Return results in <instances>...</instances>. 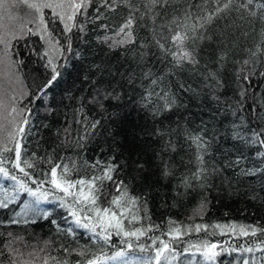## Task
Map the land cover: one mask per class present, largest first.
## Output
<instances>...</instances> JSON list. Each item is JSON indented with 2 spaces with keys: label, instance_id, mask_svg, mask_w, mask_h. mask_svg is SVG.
I'll list each match as a JSON object with an SVG mask.
<instances>
[{
  "label": "trees",
  "instance_id": "obj_1",
  "mask_svg": "<svg viewBox=\"0 0 264 264\" xmlns=\"http://www.w3.org/2000/svg\"><path fill=\"white\" fill-rule=\"evenodd\" d=\"M199 2L169 0L165 7L158 5L141 19L145 12L142 0H131L134 7L140 8L135 13L136 43L110 48L102 38L119 28L129 8L117 0L115 11L100 8L102 18L95 20V10L99 7L96 0L88 9V22L77 17L79 23L85 24L84 31L74 28L66 34L72 51H65L56 61L61 75L47 89V96L38 100L35 97L39 95V87L50 79L44 55L48 46L40 39L35 13L22 0H4L5 6L0 8V35L7 34L11 44L7 55L0 44V139L7 140L13 130L10 122L13 119L18 122L21 119L18 113L25 110L23 114L29 118L31 134L21 141L22 159L34 162L35 167L26 170L33 180H45L41 191L47 193L42 206L38 205L40 210L29 213L34 200L28 192L15 181L0 176L4 179L0 181V200L7 203V207H0V250L12 240V247L19 250V254H14L18 264H58L65 260L68 264H84L93 254L112 256L125 249L127 257L103 262L119 264L120 259L134 260L151 254L128 249L115 233L107 245L93 241L87 229L75 224L69 207L71 197L67 198L66 206L58 199L63 193L50 184L51 167L67 165L69 179H87L98 172L90 167L97 159L118 165L114 180L124 181L131 196L146 202V216L150 219L145 218L141 223L145 227L153 225L150 236L167 233L169 222L183 225L187 230L186 235L174 242L181 253L174 264H183L193 254L196 257L193 264H243L244 260L251 262L253 257L258 264H264L260 261L264 255L261 251L242 250L249 246L256 249L259 233L257 237L239 235L240 226L264 228V158L256 155L255 146L234 138L238 132L264 127V76L259 75L264 71V20L260 19L264 10L253 5L256 16L244 10H232L197 28L196 34L204 39L187 40L185 48L193 51L198 63L177 67L156 41L175 51L170 40L161 39L162 36L170 37L173 31L194 35L191 26L200 22L187 14L195 13ZM43 12L48 27L66 47L68 41L62 35V25L53 21L51 9ZM102 24L108 25V29L102 28ZM13 32L15 39L11 36ZM245 60L249 61L247 65ZM253 71L256 75H251ZM209 72L215 73L214 80L205 79ZM146 73H150L147 78ZM244 75L249 76L250 86L242 80ZM160 77L163 80L155 86V91L169 92L177 104L171 111L153 116L138 101L145 89L153 87L151 80ZM93 81L108 90L114 87L122 100L105 101L107 111L101 112L88 102ZM244 89L247 91L242 98L239 93ZM13 108L17 111L13 112ZM81 108L83 112L79 111ZM85 116L90 121L100 120L101 124L93 135L80 140L85 135V125L76 121ZM25 127L27 131L29 126ZM65 129H69L68 133ZM190 134L202 135L201 148L186 138ZM169 141L175 151L165 148ZM197 156L203 157V163L197 161ZM164 163L170 166L172 175H162ZM3 166L11 169L18 180L37 188L23 173L12 169L11 163ZM57 171L60 173L62 168ZM184 178L190 187L182 183ZM104 184L105 191L116 194L112 182ZM141 215H145L143 210ZM197 224L207 225V230L191 231ZM217 224L235 225L236 233L229 227H214ZM163 238L169 239L166 235ZM142 240L148 242L146 238ZM204 241L219 245L216 249L219 255L214 261H205L202 250L197 252L190 247ZM184 248L189 251L184 252ZM81 250L86 255H79ZM3 258L6 261L7 251Z\"/></svg>",
  "mask_w": 264,
  "mask_h": 264
},
{
  "label": "snow or ice",
  "instance_id": "obj_2",
  "mask_svg": "<svg viewBox=\"0 0 264 264\" xmlns=\"http://www.w3.org/2000/svg\"><path fill=\"white\" fill-rule=\"evenodd\" d=\"M26 4L27 8L35 13V19L38 20L37 31L40 33V39L47 44L48 49L44 53L47 57L46 68L50 69V79L46 80L43 85L38 89L39 95L35 98L38 100H43L47 96V89H49L57 78L61 75L58 71V66L56 61L63 56L65 51H72L70 37L66 34L71 33L73 29H78L83 32L85 28L84 23H79L77 17H84L87 21V12L90 7L96 3V0H22ZM129 8V14L125 18L124 22L116 29L111 36L105 35L102 41L109 44L110 48L121 47L126 44L136 43V36L134 33V24L136 22L135 13L140 12L139 7H134L131 0H121ZM145 12L141 14V19L144 16L152 13L153 10L159 5L160 7H165L169 0H142ZM257 9L264 10V2L260 0H200L199 3L195 5L197 11L195 13L189 12L187 15L193 17L195 21L200 23L197 25L193 23L191 26V31L194 35L189 36L187 31L183 34L179 31H173L170 37L162 36L161 39L170 40V42L175 46V51L170 48H166L165 44L157 40L156 43L158 47L165 51L166 55L171 56L172 63L177 67H182L185 63L195 65L198 61L195 59L193 51L187 50L185 48V41L192 40L193 42L198 39H204L203 36L197 35V28H203L205 24L211 23L215 18H219L222 13H227L229 11L235 10L240 12L241 10L247 11L249 15L256 16V12L252 10V6ZM5 6L4 0H0V8ZM117 6V0H99V7L96 8L95 20H100L102 18V13L100 8L106 10L115 11ZM44 9H51L54 22H59L62 25V35L66 41H68L67 46L61 44L59 37L53 34V31L48 27V21L44 16ZM261 20H264V11H262ZM102 28L108 29V25L102 24ZM179 27V25H177ZM188 26L185 25V28ZM32 30L29 29L30 33ZM7 35V34H6ZM6 35H0V44L4 45L5 55H7V49L11 44V40L6 38ZM13 39L16 38L15 33H11ZM264 51V50H262ZM256 53H253L255 56ZM2 62V61H0ZM248 60L244 61L247 65ZM63 67L64 65H60ZM251 75H256L253 71ZM260 76H264V71L259 73ZM150 76V73L145 74V78ZM240 78V77H238ZM87 79V77H85ZM206 80H214L215 73L209 72L205 77ZM163 77L158 79H152L151 85L153 86L151 90L145 89L144 95L140 98L138 103L142 108L150 109L153 116L162 114L165 111H171L177 104V100L174 95H170L166 91H155V86H157ZM242 80L249 83V76H242ZM93 93L89 99V103L94 105L101 112L107 111L105 107V101H116L122 100V95L114 87L108 90L102 85H97L96 81L92 82ZM219 85V81L216 82ZM183 87V85H181ZM212 87V85H208ZM246 89L241 90L239 95L243 98L246 94ZM155 97V100L153 99ZM162 102L158 104L157 102ZM13 112L17 110L12 109ZM255 111V108L253 109ZM25 110H21L18 115L21 119L17 122L15 119L10 123L13 126V130L8 133L7 140L0 139V176L5 179L15 181L19 188L24 189L29 195L36 197V202L38 203L41 198L47 199V193L41 191V186L45 183V180H33L31 173L26 169H33L35 167L34 162L22 159V145L21 141L26 140L27 135L31 134L30 121L24 113ZM83 112V108L79 109ZM233 114H235L233 112ZM76 123L85 125V135L80 137V140H84L91 135L101 124L100 120L90 121L86 116L83 120H77ZM29 126L27 131L26 127ZM0 130H2V125H0ZM68 133L69 129L64 130ZM162 135V133H158ZM189 139L196 147L199 149L203 146V138L201 134H190L186 137ZM236 139L242 140L244 143L250 146H255L257 148L256 155L258 157L264 158V127L259 130L249 129L247 133H236ZM11 143L13 146L9 148L7 145ZM79 143V141H77ZM167 150L175 151V147L171 145V142H167L165 145ZM5 153H13V156L6 157ZM35 156V154H33ZM114 159V158H113ZM197 161L203 163V157L197 156ZM11 163L12 169H17L19 172L23 173L25 177L32 180V183L37 184V188L33 189L27 185L24 180H18V177L12 174V170L4 167L5 163ZM51 163V161L49 160ZM239 163V159L237 160ZM24 165V166H22ZM93 169H98V172L93 174L91 177L85 179L80 178L77 180H71L68 178L69 168L67 165L61 166L56 164L50 169V184L54 190H59L63 193V196L58 197L61 200L62 206H66V200L71 197L72 204L69 206L72 208L71 215L75 218V224L77 227L87 229L91 234V239L93 241H102L105 245L109 244L113 233L121 237V243L126 244L128 249L139 250L141 253H151L144 257H137L134 260L120 259L119 264H174L175 261L179 260L181 253L177 251L174 242L180 240L181 237L186 235V231L183 225H175V222H169V228L167 233H161V235H149V232L153 231V225L149 224L145 227L141 222L143 219L149 217L146 216V202L141 203V197L131 196L129 193L128 186L124 181H116L113 178V173L116 172L118 165L112 163L111 160L104 162L99 159L95 161L94 164L90 165ZM142 167V166H141ZM62 171L58 173V169ZM45 174V179H47ZM162 175L170 176L172 175L171 168L167 163H164L162 169ZM198 178V173L196 174ZM105 181H110L114 185L115 193L105 191ZM182 183L185 186L190 187L187 178L182 179ZM106 205V206H105ZM0 207H7V203L0 200ZM203 205H201V208ZM145 213L144 216L141 215V211ZM83 214V215H81ZM12 223H16L15 220ZM55 223V222H53ZM159 227V226H155ZM207 225H195L194 228L190 229L199 233L200 231L207 230ZM216 228L229 227L230 230L235 234L236 226H222L214 225ZM72 232V229H68ZM259 233V244L256 249L249 246L242 249L245 252L253 253L256 250L264 253V228H257L251 225L240 226L239 235L244 237H257ZM11 236V233L8 234ZM169 237V239H164V236ZM146 238L147 243L142 240ZM135 242V243H134ZM12 240H8L4 244L3 250H0V264H18L15 259L14 254H19V250L12 247ZM190 247L196 248L197 252H201L203 259L205 261H214L215 257L219 255L216 249L219 247L216 243H210L204 241L199 245H191ZM5 251H7L6 261ZM65 252L68 251L67 248L64 249ZM184 252H188L189 248H184ZM79 255H86L85 250H81ZM128 253L125 249L116 251L112 256H108L106 253L93 254L90 259L84 261V264H103L104 261L117 260L118 258L127 257ZM195 254L192 258L183 262V264H193L195 260ZM260 261H264V255L260 257ZM58 264H68V262L62 261ZM243 264H258L255 257L252 258L251 262L249 260H244Z\"/></svg>",
  "mask_w": 264,
  "mask_h": 264
},
{
  "label": "rangeland",
  "instance_id": "obj_3",
  "mask_svg": "<svg viewBox=\"0 0 264 264\" xmlns=\"http://www.w3.org/2000/svg\"><path fill=\"white\" fill-rule=\"evenodd\" d=\"M0 181H4V179H1L0 178ZM29 198L30 199H33L34 201H32L33 202V209L31 210L30 209V207H29V209H28V212L30 213H36L37 211H38V208H39V210H40V208L41 207H39L38 205H41L42 203H43V198H41L40 200H39V202L37 203L36 202V197H34V196H31V195H29ZM40 203V204H39ZM42 206V205H41Z\"/></svg>",
  "mask_w": 264,
  "mask_h": 264
}]
</instances>
